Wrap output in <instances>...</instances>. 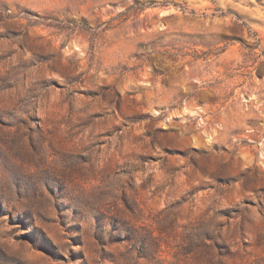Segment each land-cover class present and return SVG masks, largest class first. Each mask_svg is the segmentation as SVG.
I'll return each instance as SVG.
<instances>
[{
    "label": "clouds",
    "instance_id": "obj_1",
    "mask_svg": "<svg viewBox=\"0 0 264 264\" xmlns=\"http://www.w3.org/2000/svg\"><path fill=\"white\" fill-rule=\"evenodd\" d=\"M88 219L112 264H264V0H0V264H97Z\"/></svg>",
    "mask_w": 264,
    "mask_h": 264
},
{
    "label": "rangeland",
    "instance_id": "obj_2",
    "mask_svg": "<svg viewBox=\"0 0 264 264\" xmlns=\"http://www.w3.org/2000/svg\"><path fill=\"white\" fill-rule=\"evenodd\" d=\"M108 214L118 216L119 212L112 211ZM90 225L91 220H86L84 224L85 231L81 237L80 251L76 255L82 258H95L97 264H112L109 258L117 254V248L110 244H101L92 233ZM50 259H52L53 264H59L57 259L51 257ZM89 264H91V259H89Z\"/></svg>",
    "mask_w": 264,
    "mask_h": 264
}]
</instances>
